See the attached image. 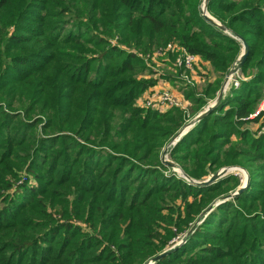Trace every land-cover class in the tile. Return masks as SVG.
<instances>
[{"label":"trees","instance_id":"trees-1","mask_svg":"<svg viewBox=\"0 0 264 264\" xmlns=\"http://www.w3.org/2000/svg\"><path fill=\"white\" fill-rule=\"evenodd\" d=\"M202 1L0 0V264H146L185 230L154 264H264V135L239 130L264 90V0H209L228 33ZM240 40L250 79L172 149L191 181L165 176L184 115L134 107L156 84L138 54L175 41L218 75L213 99ZM231 166L249 175L231 199L233 176L194 183Z\"/></svg>","mask_w":264,"mask_h":264},{"label":"rangeland","instance_id":"rangeland-1","mask_svg":"<svg viewBox=\"0 0 264 264\" xmlns=\"http://www.w3.org/2000/svg\"><path fill=\"white\" fill-rule=\"evenodd\" d=\"M203 1L201 4V10H202ZM239 43L241 45L240 54H239L238 58L236 59V61L228 69V71L222 76L220 88L218 89V91L215 95V98H213V99H211L212 97L211 98L210 97L204 98L203 93H204V90L206 89V87L208 85L215 83V81L218 79V75L213 70V68L209 62H208L207 66L202 65V63L205 61L202 60L199 56L198 57H199V59H201L202 62L200 63L198 61L195 64V67L193 69L194 71H184L182 69L179 70L178 68L174 67L176 60L178 58L179 49H177L176 46L173 45L174 51L170 53V51H166V48L168 47L166 45L167 44H175V45L179 46V44H177L175 41L169 42L166 45L159 47L158 49L154 48V49H152V51H150L146 54L145 53L138 54L140 56L141 60L143 61L144 66H145V70H144L143 74L141 76H139V79H154L156 84L154 86L150 87L144 93H142V95H140L135 100L134 107L140 108L141 107L140 103L145 100L148 93L151 92L152 90H155V91L166 90L172 94L173 98H175V99L177 98L179 101H185V100L187 101L188 100L189 102L191 100H189L186 95L189 92H192V94L194 96L202 97L205 99L204 101L206 102L205 106H203L201 108V110L196 112V113H194L195 110H194V107L192 106V103L188 107V112H184V111L178 109L184 115L183 126L167 141V143L165 144V146L163 147V149L160 153V159H161V154L165 151V159L169 162H173L174 164H176L177 167L175 170H171L167 167L168 170L164 171L165 176L175 175L176 178L187 181L184 177V175H186V174L182 171V169L179 167V165L177 163H175L170 157V153H171L172 149L175 147L177 142L180 140L179 139L175 144H173L172 142H173L174 137L180 132V130L183 127H185L189 123L193 122L198 117V115L201 114L207 107L213 105V103H214L215 99L217 98L219 91L221 89H223L222 99H224L227 95H229L231 89L234 87L233 83L235 81H238L240 83L242 81H246V80L248 81L250 79V77L245 76L242 74V72H240V67L238 65V59L242 53L243 47H242V43L240 41H239ZM161 49H162V51L158 52V50H161ZM148 55L149 56L151 55L150 56L151 59H149L147 57ZM253 72H255V71L252 70L251 74H253ZM195 74H198V76H199L198 77V83H195L193 81V79L195 78ZM263 102H264V90H262V96H261V99H260L259 103L257 104V108H256V111L259 110V111H261V113L258 115L257 118L253 117L249 120H247L248 118L245 119L242 122L243 124H241L239 126V130L248 134L249 137H253V138L257 139L258 137L264 135V105H263ZM171 109H177V108L165 107L162 112H158V113L164 114ZM151 111H154V110H151ZM262 113H263V115H261ZM196 123L197 122L193 123L191 125V127L189 128V130L184 135H186L194 127V125ZM233 137L234 136L231 137L232 141L237 142L238 141L237 138H235V137L233 138ZM222 170H225V174L220 179H223V178L228 177V176H233L234 178L237 179L238 184H239L238 187H236L234 190L229 191L227 193L226 197L228 195H232L233 193H235L240 187L245 186L246 185V178L249 180L248 172L239 166L222 167V168L218 169L215 174H217L218 172H220ZM212 176L213 175H209V176L203 178L202 180L195 181V182L205 181L207 179H210ZM20 181H22L21 177L19 179V182ZM248 183H249V181H248ZM37 186H38L37 181L31 176L30 177V184L28 185V187L32 189V188H36ZM8 193L11 194V190L8 191ZM222 197H224V195H222L220 198H222ZM210 206H212V205H210ZM208 208L205 209V211H204V212H206V214H208L212 211V209H211L209 212H207ZM180 210H183V206L180 207ZM200 216H202V215H199L198 218L193 223H191L190 225H192V224H193L192 226L197 225L198 224L197 222H199L198 220H199ZM82 226L84 227V231L92 233L90 228L86 227L85 225H82ZM189 231H190V229H189ZM187 232H188V230H185V232H183V233L179 234L178 236H176L175 238H173L169 242V245L171 244V247H169L167 250L171 249L175 245L182 244V241L185 239ZM167 250H165V251H167ZM149 262H150V260L146 264H148Z\"/></svg>","mask_w":264,"mask_h":264},{"label":"built area","instance_id":"built-area-1","mask_svg":"<svg viewBox=\"0 0 264 264\" xmlns=\"http://www.w3.org/2000/svg\"><path fill=\"white\" fill-rule=\"evenodd\" d=\"M173 45L176 46L177 49H179L178 58L176 60L174 67L178 68L179 70L182 69L184 71H194L193 69L195 67V64L199 61V57L187 52L183 47L177 46L175 44H167L166 46L168 47L166 48V51H170V53L173 52L174 51ZM160 51H162V49L158 50V52ZM150 56L148 55L147 57L151 59ZM198 77H199L198 74H195V78L193 79L195 83H198ZM233 86L237 88L239 86V82L235 81L233 83ZM190 104L191 102H189L188 100L179 101L177 98L176 99L173 98L172 94L169 91L152 90L151 92L148 93L145 100L140 103V106H141L140 108L144 110L150 109V110H154L157 112H162L165 107H173V108L180 109L184 112H188V107L190 106ZM263 105H264V102H263ZM260 113L261 111L257 110L252 115H250L247 120L253 117L254 118L257 117ZM189 124L180 130L182 134L177 140H175V142H173V144H175L189 130V128L191 127V125Z\"/></svg>","mask_w":264,"mask_h":264},{"label":"water","instance_id":"water-1","mask_svg":"<svg viewBox=\"0 0 264 264\" xmlns=\"http://www.w3.org/2000/svg\"><path fill=\"white\" fill-rule=\"evenodd\" d=\"M208 1H209V0H204V1H203V5H202V10H201V12H202V14H203L204 19H205L208 23H210V24H212V25H214V26L220 28V29L223 30L225 33H228V30H227L226 28L222 27V26H221L216 20H214V19H213L211 16H209V14L207 13V11H206V5H207V2H208ZM240 41H241V43H242L243 50H242V53H241V55H240V57H239V59H238V65H239V67H242L243 63H244L245 60H246V57H247V54H248L249 49H248L247 44H246L243 40H240ZM222 96H223V89H221V90L219 91V94H218L217 98L215 99L213 105L207 107V108H206L201 114H199L198 117H197L193 122H191L189 125H192L193 123L200 121L204 116H206V115H208L209 113H211V112H212V111H213V110H214V109L220 104V102H221V100H222ZM181 134H182V132H179V133L174 137L173 142H175V140H177V139L181 136ZM173 142H172V143H173ZM161 163H162L163 165H165L166 167H168L169 169H171V170H175L176 167H177L176 164H174L173 162H169V161H167V160L165 159V151L161 154ZM224 174H225V170H222V171L218 172L217 174L213 175L210 179H207V180L202 181V182H194V181H193V182H194L196 185H199V186H209V185L215 183V182H216L217 180H219L221 177H223ZM184 177H185V179H186L187 181H191L186 175H184ZM248 181H249V180L246 178V185L240 187V188H239L235 193H233L232 195H228V196L226 197V199L233 198L234 196H236V195L240 194L242 191H244L245 188H246L247 185H248ZM212 208H213V205L210 206V207L208 208L207 212H209ZM197 223H198V222H197ZM197 223H196V224H197ZM193 228H194V226L190 229L189 232H191V231L193 230ZM179 245H180V244L175 245V246H173L171 249H169V250H167V251H165V252H163V253H161V254L155 256V257H153V258L151 259V261H150L148 264H154V263H156V262L159 261L160 259H162V258H164L165 256H167L168 254H170L172 251L176 250V249L178 248Z\"/></svg>","mask_w":264,"mask_h":264},{"label":"crops","instance_id":"crops-1","mask_svg":"<svg viewBox=\"0 0 264 264\" xmlns=\"http://www.w3.org/2000/svg\"><path fill=\"white\" fill-rule=\"evenodd\" d=\"M199 62H200V63L202 62L201 59H199ZM202 65L207 66V65H208V62H207V63H206V62H203Z\"/></svg>","mask_w":264,"mask_h":264}]
</instances>
